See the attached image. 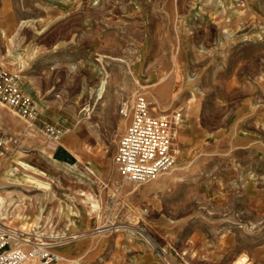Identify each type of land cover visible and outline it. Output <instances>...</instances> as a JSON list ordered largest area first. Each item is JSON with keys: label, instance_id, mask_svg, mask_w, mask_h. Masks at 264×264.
Returning <instances> with one entry per match:
<instances>
[{"label": "rangeland", "instance_id": "1", "mask_svg": "<svg viewBox=\"0 0 264 264\" xmlns=\"http://www.w3.org/2000/svg\"><path fill=\"white\" fill-rule=\"evenodd\" d=\"M0 68L40 111L0 102L1 218L54 264H264V0H0ZM138 92L180 114L145 183L114 161Z\"/></svg>", "mask_w": 264, "mask_h": 264}, {"label": "built area", "instance_id": "2", "mask_svg": "<svg viewBox=\"0 0 264 264\" xmlns=\"http://www.w3.org/2000/svg\"><path fill=\"white\" fill-rule=\"evenodd\" d=\"M0 102L27 121L33 122L40 115L36 102L24 92L18 76L2 68ZM121 114L129 123L120 137L114 157L120 174L127 180L145 183L172 169L176 163V124L180 120V114L173 117L168 114L155 115L151 101L141 92L136 94L132 104L121 108ZM46 133L49 136H60L63 132L50 127L46 129ZM1 206L0 201V210ZM91 207L93 212L99 210V204H92ZM1 213L0 264H54L60 260L59 255L50 248L53 242L44 239L41 234L34 237L18 236L15 232L17 228L1 218ZM19 232L23 233L21 229ZM167 263L172 264L169 261Z\"/></svg>", "mask_w": 264, "mask_h": 264}, {"label": "bare ground", "instance_id": "3", "mask_svg": "<svg viewBox=\"0 0 264 264\" xmlns=\"http://www.w3.org/2000/svg\"><path fill=\"white\" fill-rule=\"evenodd\" d=\"M100 90L102 91V87H100L99 89H98V91L100 92ZM22 164H23V166H29V164L28 163H26V162H24V161H22ZM10 173H11V175L12 176H15L16 175V173L14 172V170H10L9 171ZM11 177V176H10ZM28 178V176H26L25 177V179H27ZM24 179V180H25ZM0 201H1V203H2V206H1V210H0V212H2L3 210L4 211H6L7 209H6V199H4V197L3 196H1L0 195ZM10 210V209H9ZM8 211V210H7ZM7 214H10V211H8L7 212ZM21 228V227H20ZM15 230V229H14ZM18 230V231H17ZM21 231L23 232L22 234L19 232V229H16L15 230V232H17V235L18 236H20V237H34L35 235H39V233L38 232H32V231H30V230H28L27 228H22L21 229ZM99 232V231H98ZM42 234V233H41ZM55 236V235H54ZM53 237V236H52ZM19 239V238H18ZM63 240H65V239H63ZM62 239H60V240H58L57 242H53L52 244H51V246H50V248H51V250H53V251H55L56 253H57V251H56V247L59 245V243H61L62 241H63ZM58 254V253H57ZM59 255V254H58ZM59 257H60V255H59Z\"/></svg>", "mask_w": 264, "mask_h": 264}, {"label": "crops", "instance_id": "4", "mask_svg": "<svg viewBox=\"0 0 264 264\" xmlns=\"http://www.w3.org/2000/svg\"><path fill=\"white\" fill-rule=\"evenodd\" d=\"M65 161V160H64Z\"/></svg>", "mask_w": 264, "mask_h": 264}]
</instances>
